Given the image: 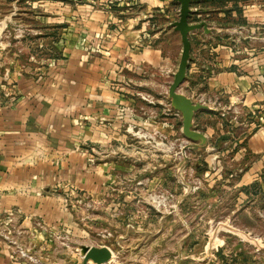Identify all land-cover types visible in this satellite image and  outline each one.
<instances>
[{
    "label": "crops",
    "instance_id": "1",
    "mask_svg": "<svg viewBox=\"0 0 264 264\" xmlns=\"http://www.w3.org/2000/svg\"><path fill=\"white\" fill-rule=\"evenodd\" d=\"M177 11L171 0H0V264H81V247L113 250L115 264H183L185 236L168 219L182 228L188 210L204 237L224 220L261 236L249 224L264 222V0L191 5L209 34L188 36L180 92L208 102L192 119L203 149L167 99ZM205 240L191 246L196 264H226L235 248L234 263L264 258L226 242L208 260Z\"/></svg>",
    "mask_w": 264,
    "mask_h": 264
},
{
    "label": "water",
    "instance_id": "2",
    "mask_svg": "<svg viewBox=\"0 0 264 264\" xmlns=\"http://www.w3.org/2000/svg\"><path fill=\"white\" fill-rule=\"evenodd\" d=\"M177 5V19L169 24V29L178 34L181 51L176 70L172 76V81L167 88V99L170 108L177 112L181 117V134L183 139L194 144L198 148L207 147V140L203 134L192 129V119L196 112L208 109L207 106L193 102L190 98L184 96L181 92V86L185 81L190 57V42L188 36L195 32L202 31L209 34L207 24L203 21L190 23L189 17L193 15L191 5L202 0H171ZM232 236L239 243L252 248L256 253H264V241L252 235L249 232L238 229L231 224L230 220L209 222L205 233V244L203 253L208 260L215 259V254L224 246L221 236ZM81 264H106L111 260V252L105 248H80Z\"/></svg>",
    "mask_w": 264,
    "mask_h": 264
},
{
    "label": "rangeland",
    "instance_id": "3",
    "mask_svg": "<svg viewBox=\"0 0 264 264\" xmlns=\"http://www.w3.org/2000/svg\"><path fill=\"white\" fill-rule=\"evenodd\" d=\"M180 48H181V46H180ZM178 59H179V55H176V60H175L176 66H177V63H178ZM192 178L193 177L190 175L188 177V180L191 181ZM171 206H172L171 203H168V208L171 207ZM184 214H185V217H183L184 219L182 221L183 225L180 224V225H182V228H180L181 226H179V224L175 225V217H171V215H169L168 229L172 228V230H173L177 226L178 230H181V229L183 230V234L185 236V238H184L185 248H184V251L182 253V258H183V261H184L183 264H196L195 261L202 259V254L201 253L199 254L197 252V248L193 249V247L191 248V246L194 245L195 243L197 244V241L201 244L206 239L204 237V235H202L203 234V229L205 227V224L203 222H201V221H197L194 218V216L192 215L191 211H189V210H188V212L184 211ZM232 225L235 226L234 224H232ZM249 225H251V227L249 229L253 233H258L259 235H261V236H259V238H261L264 241V222L255 221V222H250ZM187 232L190 235L188 234V236H187ZM106 233H105V235H107V238H108L110 235L106 234ZM197 234H199L200 237L196 236ZM227 237H229V238L225 239L226 238L225 236H223V235L221 236V238L224 241V246L226 245V242H228L227 244H229L232 247V249H234V245H237V246H241L242 245L241 243L238 242V240L236 238H234L232 236H227ZM174 243L175 242L170 241L169 244L173 245ZM94 248H97V247H94ZM169 248H172V247H169ZM79 251H78V253H79ZM110 252H111V256H112L111 260L108 263H106V264H115V252H113V250H111ZM174 255H176V254L174 252L170 251V253H168L167 256H166V254L164 256L166 258H168V259H173ZM241 255H244L243 250L241 251L240 249L235 248L234 252L231 254V258L227 259L226 264H237V263H234V260H238V262L241 261L243 259V256H241ZM158 256H159V254H152V257L153 258L155 257V259H159ZM247 256H248V258L245 259L243 264H264V258L255 259L250 254L247 255ZM81 261H82V258H81ZM117 262H120V260L119 261L117 260ZM89 263H91V262H89ZM122 264H128V257L127 256L123 257Z\"/></svg>",
    "mask_w": 264,
    "mask_h": 264
},
{
    "label": "built area",
    "instance_id": "4",
    "mask_svg": "<svg viewBox=\"0 0 264 264\" xmlns=\"http://www.w3.org/2000/svg\"><path fill=\"white\" fill-rule=\"evenodd\" d=\"M197 103L206 106V104H207L208 102H206L203 98H199V99L197 100ZM196 189H197V187H194V188H192L191 190L195 191ZM183 192H184L185 194H187V193L189 192V189L186 188V187H184V188H183ZM17 254L19 255V257H20L21 259H23V260H25V261H27V262H30V263H31V262L33 261L32 257L29 256V255H28L26 252H24L23 250H17Z\"/></svg>",
    "mask_w": 264,
    "mask_h": 264
},
{
    "label": "trees",
    "instance_id": "5",
    "mask_svg": "<svg viewBox=\"0 0 264 264\" xmlns=\"http://www.w3.org/2000/svg\"><path fill=\"white\" fill-rule=\"evenodd\" d=\"M196 15V14H195ZM201 17H196V16H191V17H189V22L190 23H197V22H201ZM220 252V250L217 252V253H219Z\"/></svg>",
    "mask_w": 264,
    "mask_h": 264
}]
</instances>
